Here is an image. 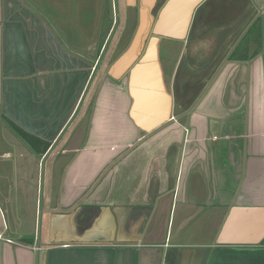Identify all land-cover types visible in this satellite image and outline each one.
I'll return each mask as SVG.
<instances>
[{"label": "crops", "instance_id": "crops-1", "mask_svg": "<svg viewBox=\"0 0 264 264\" xmlns=\"http://www.w3.org/2000/svg\"><path fill=\"white\" fill-rule=\"evenodd\" d=\"M110 1L0 0V264H264L245 244L264 208V0H135L127 65ZM142 56L155 104L152 78L130 92ZM77 204L98 211L86 241L49 242Z\"/></svg>", "mask_w": 264, "mask_h": 264}, {"label": "water", "instance_id": "water-1", "mask_svg": "<svg viewBox=\"0 0 264 264\" xmlns=\"http://www.w3.org/2000/svg\"><path fill=\"white\" fill-rule=\"evenodd\" d=\"M131 4H135V0H127V5H131ZM139 42V39H138V36H136V38H134V40L132 41V44L130 46V48L126 51V53H124L120 59H119V63L120 64H125L127 65V63L130 61V58L129 57H133L134 55L132 53L135 54L136 52V44ZM145 55V54H144ZM129 58V59H128ZM145 60V57L142 56L141 58L138 59V61L136 62L135 65L132 66L131 70H129L130 74H131V78H130V92H131V95L133 96L134 98V102L135 100L136 101H139L138 100V95H137V92L135 90V84L139 87V86H143V87H150V84H151V81L150 79L152 78L153 80H155L157 83H152L151 84V91H149L150 93L148 94H145V93H141V96H142V102L146 103V104H155V101H158L155 97V92L157 95H159L160 93V83L157 81V71L155 70V68L151 67V68H144L143 66V62ZM146 82H148L146 84ZM132 83V84H131ZM146 88V89H147ZM156 99V100H154ZM134 105V104H133ZM134 109L132 108L131 109V115L132 117H134L136 119V115L133 111ZM167 117V115L165 114L161 119H165ZM137 120V123H138V119ZM153 127V126H151ZM149 129V128H148ZM148 130H142L140 132L141 135L143 134H146ZM233 211V210H232ZM110 212V221L111 220V217H112V212L111 210L109 211ZM77 213L79 214V211H77L76 213H72V214H66V213H52L50 215V229H49V242L51 243H56V242H64L65 239H53V234H57L58 232H62V233H65L66 231H71L72 230V233L74 234L75 233V228L68 223H74V217L76 219V223L77 225H80L78 224L77 222ZM253 213H258V214H262L264 215V208H258L257 210L255 209H249L248 210V215H247V218L249 220V226L247 228V232L248 234L246 235V239H245V244H258V243H261L262 240H264V220L262 221V217H261V223L257 226H252L250 225L251 224V218L252 217H255L252 216ZM107 213L105 212L104 216L102 217L103 221H104V225H105V228L100 225L103 229H106L111 227L113 229V224H111V222H108L107 221ZM232 214H230L228 217H227V220L223 226V229H222V232L221 234L223 233H227L229 228H230V219L232 218ZM257 217H260V216H257ZM264 218V217H263ZM101 219V220H102ZM71 220V221H70ZM88 223H84L83 225L86 227ZM108 224V225H107ZM110 224V225H109ZM94 227V226H93ZM94 228H91L90 230H88V232H92ZM117 229H121L120 227H117ZM108 231V230H107ZM77 241H86V240H77Z\"/></svg>", "mask_w": 264, "mask_h": 264}, {"label": "flooded vegetation", "instance_id": "flooded-vegetation-1", "mask_svg": "<svg viewBox=\"0 0 264 264\" xmlns=\"http://www.w3.org/2000/svg\"><path fill=\"white\" fill-rule=\"evenodd\" d=\"M112 1H113L112 6L117 10L118 4H119L118 0H112ZM123 1H124V5L127 7L126 15L128 17V20H127L128 22H126L125 28L123 30V33H124V32H126L127 29L129 30V27H130V23L129 22H132L130 20L131 19L130 15L128 14L129 13L128 9H130L131 7L134 8L135 4L129 6V5H127V0H123ZM114 4H116V5L114 6ZM130 10H132V9H130ZM113 20H114V27H115L114 31H115L116 30V26H119L118 25L119 24V22H118L119 19L117 18V20H115V19H113ZM134 21H135V25L133 26V28H135V26L137 25L136 22H138V19H136L134 17ZM118 40L120 41L121 37H119ZM77 211H79V214L77 213V215H75V216H77V222L80 225H77L75 217H74V223H70V222L68 223V225L71 224L75 228V230H74L75 233L73 234L72 230L71 231H66L65 233L58 232L57 234L56 233L53 234V236H52L53 239H67V238H73L74 236H77V237H80V238H81V236L84 237L85 232L90 230L93 227V225L95 224V222L98 220V217L96 215V214H98L97 210H95V209L87 210V209H85V206L81 205V204L74 205L71 208L63 210V211L60 210L59 212H64L66 214H72V213H76ZM84 223H88L86 227L83 225ZM49 229H50V226H49Z\"/></svg>", "mask_w": 264, "mask_h": 264}, {"label": "rangeland", "instance_id": "rangeland-1", "mask_svg": "<svg viewBox=\"0 0 264 264\" xmlns=\"http://www.w3.org/2000/svg\"><path fill=\"white\" fill-rule=\"evenodd\" d=\"M123 0H118V8H117V11L116 9L112 10L111 9V6L113 4V1L111 0L109 3H108V6H109V12H110V15L113 14L114 15V19L116 20L117 18L119 19V26H116V30L114 32V37H115V34L117 33L118 34V37H121V40L119 41V45H118V50H120L121 52V55H123L124 51L123 48H125V46L127 45L128 43V39L130 37V35H126L125 33L123 34V30L125 28V24L126 22H128V17L126 15V10H127V7L123 4ZM106 5V4H105ZM116 4H114L115 6ZM139 11V9H138ZM118 13V16L116 15ZM130 12V10H129ZM134 12V11H133ZM132 12V13H133ZM129 14V13H128ZM138 14V12H137ZM130 15V14H129ZM133 16V15H132ZM132 22H129L130 23V27H129V30L132 31L133 30V26L135 25V21H134V18L133 19H130ZM128 26V25H127ZM132 26V27H131ZM128 29L126 31H129ZM118 39H116V43H117ZM101 75V74H99ZM100 79H97V81L95 82V86L94 88L92 89V92L90 93L89 95V98H88V102L90 105H92L93 103V99H94V94H95V90H96V87L100 84ZM55 190V189H54ZM53 198H57V193H56V190L52 196ZM55 202V201H54ZM51 205V204H50Z\"/></svg>", "mask_w": 264, "mask_h": 264}, {"label": "trees", "instance_id": "trees-1", "mask_svg": "<svg viewBox=\"0 0 264 264\" xmlns=\"http://www.w3.org/2000/svg\"><path fill=\"white\" fill-rule=\"evenodd\" d=\"M7 122L9 123L10 127L13 128L16 133L23 138L25 141H27L31 146L35 147L36 146V142L37 141H41L40 138L36 137L35 135L27 132L26 130H24L23 128L17 126L16 124H14V122L10 121L7 119ZM48 144L45 145V147ZM261 243H264V240H262Z\"/></svg>", "mask_w": 264, "mask_h": 264}, {"label": "built area", "instance_id": "built-area-1", "mask_svg": "<svg viewBox=\"0 0 264 264\" xmlns=\"http://www.w3.org/2000/svg\"><path fill=\"white\" fill-rule=\"evenodd\" d=\"M35 242H37V241H35ZM40 248H41L40 246L34 245V249H40Z\"/></svg>", "mask_w": 264, "mask_h": 264}]
</instances>
